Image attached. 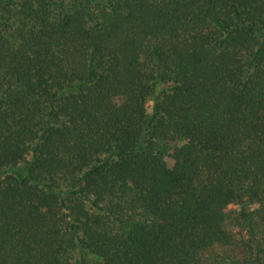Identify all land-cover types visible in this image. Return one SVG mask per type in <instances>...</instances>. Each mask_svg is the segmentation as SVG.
<instances>
[{
    "label": "trees",
    "instance_id": "trees-1",
    "mask_svg": "<svg viewBox=\"0 0 264 264\" xmlns=\"http://www.w3.org/2000/svg\"><path fill=\"white\" fill-rule=\"evenodd\" d=\"M0 264H264V0H0Z\"/></svg>",
    "mask_w": 264,
    "mask_h": 264
}]
</instances>
